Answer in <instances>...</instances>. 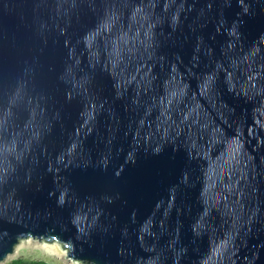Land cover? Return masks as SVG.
<instances>
[{
    "label": "water",
    "instance_id": "obj_1",
    "mask_svg": "<svg viewBox=\"0 0 264 264\" xmlns=\"http://www.w3.org/2000/svg\"><path fill=\"white\" fill-rule=\"evenodd\" d=\"M27 238L264 264V0H0V262Z\"/></svg>",
    "mask_w": 264,
    "mask_h": 264
},
{
    "label": "rangeland",
    "instance_id": "obj_2",
    "mask_svg": "<svg viewBox=\"0 0 264 264\" xmlns=\"http://www.w3.org/2000/svg\"><path fill=\"white\" fill-rule=\"evenodd\" d=\"M21 256H29L37 259H47L54 264H83L70 259L64 250L60 249L57 243H47L35 238H27L20 241L14 253L10 254L6 261ZM5 261V262H6ZM0 264H2L0 262Z\"/></svg>",
    "mask_w": 264,
    "mask_h": 264
},
{
    "label": "trees",
    "instance_id": "obj_3",
    "mask_svg": "<svg viewBox=\"0 0 264 264\" xmlns=\"http://www.w3.org/2000/svg\"><path fill=\"white\" fill-rule=\"evenodd\" d=\"M2 264H54L46 259H37L29 256H21L12 260L6 261Z\"/></svg>",
    "mask_w": 264,
    "mask_h": 264
}]
</instances>
